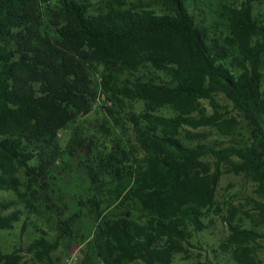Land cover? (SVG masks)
<instances>
[{
  "label": "trees",
  "instance_id": "1",
  "mask_svg": "<svg viewBox=\"0 0 264 264\" xmlns=\"http://www.w3.org/2000/svg\"><path fill=\"white\" fill-rule=\"evenodd\" d=\"M128 1L0 0V193L13 191L21 201L11 216L0 215V230H13L25 213L45 221L55 234L36 226L41 236L28 247L38 264H58L54 254L78 234L88 242L83 264H176L181 256L204 264L189 259L209 214L228 223L239 245L264 238L235 225L216 200L225 163L257 184L264 217V11H256L264 0L227 7L229 35L215 39L188 0H155L159 11ZM121 87L145 102L144 112L118 113ZM100 90L111 104L89 129L80 120ZM216 95L237 116L227 118ZM165 107L175 116L160 115ZM183 126L232 138L245 129L249 139L220 151L190 148L176 138ZM127 129L147 151L142 165ZM210 155L214 170L204 161ZM19 169L31 180L24 192ZM78 173L84 184L74 187ZM118 188H129L144 221L103 214L102 197ZM16 205L0 200V211ZM83 216L88 236L75 229ZM253 253L246 247L237 254L256 264ZM22 260L20 251L0 253V264Z\"/></svg>",
  "mask_w": 264,
  "mask_h": 264
},
{
  "label": "rangeland",
  "instance_id": "2",
  "mask_svg": "<svg viewBox=\"0 0 264 264\" xmlns=\"http://www.w3.org/2000/svg\"><path fill=\"white\" fill-rule=\"evenodd\" d=\"M96 4L101 0H89ZM191 10L197 15L198 21L211 31L212 38H225L229 35L228 29V9L227 7L239 6L243 0H188ZM205 2V4H204ZM129 6L137 7H151L158 11L162 8L161 5L155 0H129ZM256 11H264V7H257ZM96 12V8L92 10ZM102 68H99L101 71ZM119 99L121 100V107L117 110L123 118L127 119L129 113L140 114L145 111V102L138 98H133L132 95L126 93L122 87L119 92ZM215 100L223 107L222 112L227 118L237 116L234 112L232 105L223 95H216ZM108 95L104 90L98 92V100L94 106L93 112L82 117L80 123L86 125L89 129L95 125V122L101 119V112L106 105H110ZM206 109V115L213 113V108L209 101L202 102ZM160 115L170 118L175 116L174 111L171 108L165 107L159 112ZM200 117L199 114H196ZM238 120H240L238 118ZM128 128V127H127ZM126 130L124 136L127 141L133 144L131 154L133 158L142 165L147 151L143 148L141 143L136 139L135 134ZM71 138V133L66 132L61 134L60 141L63 147L67 145ZM176 138L181 141L186 147H195L198 145H206L215 150H223L233 146L235 143H244L249 139V133L245 129L237 131L234 138L228 137L220 133L213 128H200L193 129L189 126H183L179 129ZM105 141L101 137V142ZM206 164H208L212 170L215 169L217 164V158L215 156H207L204 158ZM236 161V160H235ZM62 170L63 168L60 167ZM223 175L217 188V203L222 209V213L225 217H229L234 220V224L241 226L243 229L255 230L260 234H264V217L261 215L257 204L262 203V197L258 194V187L254 180L245 175H236L231 172V167L228 164H221ZM19 180L20 192H24L26 187L30 184L31 180L27 176L26 172L19 169L16 175ZM81 174H75L71 183L74 187L83 186ZM120 188L105 193L102 197L103 201V214L105 216L120 215L123 213H130L135 219L139 221L145 220V213L134 202L129 188L122 190ZM0 200L2 202H13L16 206H13L8 211H0V215L4 217L11 216L21 206V201L17 193L1 192ZM28 218L30 219L28 221ZM25 223L28 224L27 228ZM207 230L201 234L196 235L192 244L191 259L189 262H202L204 264H243L245 258L238 255L241 250L250 247L253 250V256L256 258V264H264V238L258 239L257 242H249L246 245H239L232 238V232L228 223L224 222L221 217L209 214L206 219ZM36 226L43 227L44 230L53 236L55 233L48 229L45 221L38 219L36 216H30L25 213L19 222L14 224V229L9 231L0 230V253H13L14 251H20L22 256V264H38L36 259L28 251V247L31 242L41 236L38 233ZM93 225V222L91 224ZM77 231H81V234L88 236L90 229L87 224L85 216L75 227ZM73 239H67L63 241L59 250L54 254V258L58 261V264L66 258H76V264H83L86 257L88 242L82 241L80 235ZM188 257H178L176 264L187 263ZM91 264H101L100 261L93 260ZM133 264H143L136 262Z\"/></svg>",
  "mask_w": 264,
  "mask_h": 264
},
{
  "label": "built area",
  "instance_id": "3",
  "mask_svg": "<svg viewBox=\"0 0 264 264\" xmlns=\"http://www.w3.org/2000/svg\"><path fill=\"white\" fill-rule=\"evenodd\" d=\"M76 258L75 257H73V258H66L63 262H62V264H76Z\"/></svg>",
  "mask_w": 264,
  "mask_h": 264
}]
</instances>
